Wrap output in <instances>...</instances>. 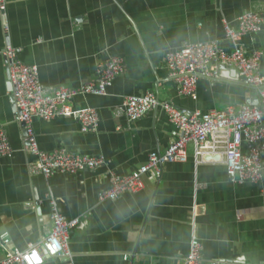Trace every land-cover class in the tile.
Here are the masks:
<instances>
[{
    "label": "crops",
    "instance_id": "crops-1",
    "mask_svg": "<svg viewBox=\"0 0 264 264\" xmlns=\"http://www.w3.org/2000/svg\"><path fill=\"white\" fill-rule=\"evenodd\" d=\"M245 12L263 18L260 32L239 45L262 52L264 76V0H6L0 10V127L12 153L0 160V233L9 236L7 245L0 242V258L39 245L51 225L49 195L76 225L68 241L71 258L59 255L43 264H182L193 235L202 242V264H264V175L258 184L228 180L226 130L212 132L202 146L190 143L187 161L146 176L141 192L99 198L111 173L137 172L176 139L160 108L128 121L121 110L125 97L154 92L160 101L200 114L257 102L256 90L220 65L212 78L197 80L192 95L182 96L165 64L167 52L186 44L215 41L231 51L222 21L236 29ZM6 42L49 88H79L94 82L97 64L123 59L124 72L105 96L78 95L69 104L72 112L95 109V130L81 133L73 116L33 122L41 150L101 155L103 166L81 176L54 173L49 180L35 173L33 158L23 151V128L14 121L1 56Z\"/></svg>",
    "mask_w": 264,
    "mask_h": 264
},
{
    "label": "built area",
    "instance_id": "built-area-1",
    "mask_svg": "<svg viewBox=\"0 0 264 264\" xmlns=\"http://www.w3.org/2000/svg\"><path fill=\"white\" fill-rule=\"evenodd\" d=\"M6 8V0H0V10ZM263 18L252 12L243 13L237 20L236 29L222 21L224 38L233 46L231 51L223 50L215 41L186 44L177 51L165 54V64L170 77L178 85L179 94L190 96L196 90L200 77L212 78L216 66L234 70L239 82L254 88L257 102L253 105H228L221 110L206 114L183 111L171 101H160L154 92L123 99L122 112L128 121L141 119L145 114L160 108L169 124L176 130V139L161 155H151L147 164L128 176L111 173L108 188L100 194L101 201H113L124 194L135 195L144 189V178L158 176L163 165L184 164L187 161V146L195 143L202 146L212 132L226 130L229 133L226 174L230 182L242 181L258 184L264 175V76L259 73L262 52L245 51L239 44L244 36L260 32ZM7 35L8 27L3 26ZM15 106L14 121L23 128V151L33 158L36 174L49 180L54 173L81 176L83 172L94 171L106 162L101 155H77L65 148L49 152L39 148L33 122L41 119L48 122L57 117L73 116L81 133L95 130L98 116L95 109L86 108L72 112L69 104L78 95L105 96L110 84L124 72L123 59L112 56L95 67L94 82H87L79 88H49L41 84L36 68L25 65L18 58V50L9 42L1 52ZM242 146H246L244 152ZM12 147L3 128L0 127V160L10 156ZM49 200L51 225L37 247L25 251H6L0 264H43L45 258L62 255L71 258L68 248L70 232L76 221H67ZM263 202L264 195L262 194ZM7 232L0 233V242L9 243ZM198 236L193 235L189 252L182 264H202L203 246Z\"/></svg>",
    "mask_w": 264,
    "mask_h": 264
},
{
    "label": "water",
    "instance_id": "water-1",
    "mask_svg": "<svg viewBox=\"0 0 264 264\" xmlns=\"http://www.w3.org/2000/svg\"><path fill=\"white\" fill-rule=\"evenodd\" d=\"M248 105H249V102H248ZM42 254H43V256H44L45 260H48V259H47V257H46V255L44 254V252H43V251H42Z\"/></svg>",
    "mask_w": 264,
    "mask_h": 264
}]
</instances>
